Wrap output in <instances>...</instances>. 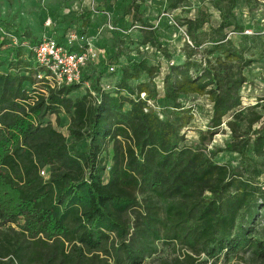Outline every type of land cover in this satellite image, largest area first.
I'll list each match as a JSON object with an SVG mask.
<instances>
[{
  "label": "trees",
  "instance_id": "trees-1",
  "mask_svg": "<svg viewBox=\"0 0 264 264\" xmlns=\"http://www.w3.org/2000/svg\"><path fill=\"white\" fill-rule=\"evenodd\" d=\"M238 1L209 0L167 22L190 45L167 66L161 95L159 65L141 55L36 94L38 41L0 19L18 41L0 33V264H264V96L245 106L242 95L264 33L239 23ZM183 3L165 0L164 14ZM145 5L124 0L121 17L168 64ZM195 98L209 111L188 140ZM219 153L236 159L216 163Z\"/></svg>",
  "mask_w": 264,
  "mask_h": 264
},
{
  "label": "rangeland",
  "instance_id": "rangeland-1",
  "mask_svg": "<svg viewBox=\"0 0 264 264\" xmlns=\"http://www.w3.org/2000/svg\"><path fill=\"white\" fill-rule=\"evenodd\" d=\"M243 1H238L235 10L239 23L250 31L255 29L264 33V20L260 16L261 13L264 15V7L251 12ZM123 2L124 0H0V19L8 22L11 30L20 29L22 32L29 33L38 42L43 38L52 37L63 45L65 35L69 31L79 32L87 23L90 25L88 26L90 30L84 34L93 38L96 47L102 50V53L95 63H90L83 69L84 72L95 71L111 63H116L118 66L128 59H135L141 55L150 65H159L160 73L157 81L162 82L169 63L174 64L180 59L185 38L181 32L167 24L169 19L164 15L169 14H164L165 0H146L143 19L145 23L153 25L161 35L163 47L172 56L167 64L165 58L155 48L148 46L145 50V47L139 46L142 27L140 25L133 27L129 20L126 22L121 17L120 6ZM182 5H184L183 8L169 15L175 23L194 16L198 7L209 9V0H184ZM106 12L109 14V20H106L103 14ZM210 13L215 19L216 12L210 9ZM108 21L117 30H109ZM255 53V62L245 71L247 83L242 89L245 106L254 104L258 97L264 96V51H255ZM113 80L114 77H110V81ZM84 90L85 87L81 88L79 93H83ZM159 91L161 95L162 92ZM162 105L164 104H159L161 107ZM188 105L194 108L195 116L192 128L186 130V136L188 140H193L198 130L204 129L209 105L205 98H195L188 102ZM61 132L67 136L65 125ZM224 139L226 135H217L213 144H222ZM235 159L234 155L226 153H219L213 158L216 163L234 162ZM167 255V251L162 250L159 257ZM145 264L154 263L148 260Z\"/></svg>",
  "mask_w": 264,
  "mask_h": 264
},
{
  "label": "built area",
  "instance_id": "built-area-1",
  "mask_svg": "<svg viewBox=\"0 0 264 264\" xmlns=\"http://www.w3.org/2000/svg\"><path fill=\"white\" fill-rule=\"evenodd\" d=\"M106 20H109V14L103 13ZM169 19L170 24H175L169 15H164ZM107 28L109 30H117L111 26L109 21L107 22ZM180 32L184 34L181 30ZM0 33L7 37L12 45H17V39L3 31L0 28ZM185 41L190 45L187 37ZM65 44L59 45L52 37L43 38L35 46L29 47V53L32 62L40 70L36 74V80L38 81L33 89L36 94L45 93L46 88H59L62 86H68L79 83L81 79V73L83 69L90 63H95L98 57L102 53V50L96 47L93 38L79 35L75 31H69L65 35ZM69 48H72L69 49ZM148 47H145V50ZM172 64L169 63V66ZM108 73L115 71L114 65L107 66ZM158 77L155 80L157 91L162 92L163 83L158 82ZM39 85H43L41 88ZM103 90L111 89L110 85L103 84ZM35 92L33 94H35ZM93 95V94H92ZM140 98H144V94L140 95ZM149 105H152L150 102ZM43 172H41V175Z\"/></svg>",
  "mask_w": 264,
  "mask_h": 264
}]
</instances>
